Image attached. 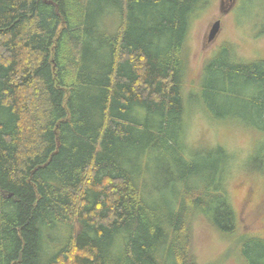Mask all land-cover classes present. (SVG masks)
I'll return each mask as SVG.
<instances>
[{"label":"trees","instance_id":"obj_1","mask_svg":"<svg viewBox=\"0 0 264 264\" xmlns=\"http://www.w3.org/2000/svg\"><path fill=\"white\" fill-rule=\"evenodd\" d=\"M211 1L0 0V264H201L198 219L264 264L232 155L186 142V37ZM192 95L264 138V58L222 43Z\"/></svg>","mask_w":264,"mask_h":264},{"label":"rangeland","instance_id":"obj_2","mask_svg":"<svg viewBox=\"0 0 264 264\" xmlns=\"http://www.w3.org/2000/svg\"><path fill=\"white\" fill-rule=\"evenodd\" d=\"M219 19L215 39L207 41L212 23ZM224 42L231 43L246 60L264 58V0H213L190 19L186 37L187 71L183 81L186 97L185 137L190 150L209 151L222 145L233 163L225 182L229 201L246 235L264 238V138L235 123L214 120L191 94L200 70ZM151 185L153 180L150 179ZM158 183L165 178L158 172ZM239 244L225 240L204 220L193 226V251L201 264H245Z\"/></svg>","mask_w":264,"mask_h":264},{"label":"water","instance_id":"obj_3","mask_svg":"<svg viewBox=\"0 0 264 264\" xmlns=\"http://www.w3.org/2000/svg\"><path fill=\"white\" fill-rule=\"evenodd\" d=\"M219 28H220V20L217 19L212 23L210 30L208 32L207 35L208 42H211L215 39L216 35L218 34Z\"/></svg>","mask_w":264,"mask_h":264},{"label":"flooded vegetation","instance_id":"obj_4","mask_svg":"<svg viewBox=\"0 0 264 264\" xmlns=\"http://www.w3.org/2000/svg\"><path fill=\"white\" fill-rule=\"evenodd\" d=\"M224 1V0H223ZM233 1V0H232Z\"/></svg>","mask_w":264,"mask_h":264}]
</instances>
